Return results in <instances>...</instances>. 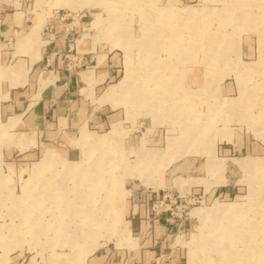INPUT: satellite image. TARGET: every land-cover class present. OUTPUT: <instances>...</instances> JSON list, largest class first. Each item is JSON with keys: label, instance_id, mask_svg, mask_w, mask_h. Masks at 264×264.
I'll list each match as a JSON object with an SVG mask.
<instances>
[{"label": "rangeland", "instance_id": "rangeland-1", "mask_svg": "<svg viewBox=\"0 0 264 264\" xmlns=\"http://www.w3.org/2000/svg\"><path fill=\"white\" fill-rule=\"evenodd\" d=\"M14 12L35 25L36 55L53 27L72 32L69 64L86 65L88 51L97 68L116 71L93 101L105 111L103 127L85 126L109 146L84 145L76 130L72 156L48 144L27 158L0 112V264H90L105 249L132 253L146 240L130 221L141 208L170 221L155 264H264V0H0V23ZM23 45L18 35L0 42V75L6 53L28 54ZM126 79L129 94L151 92L143 106L108 94ZM90 146L96 166L79 190L91 206L54 208L48 193L76 178L60 173L45 183L54 166L34 168L47 149L76 162Z\"/></svg>", "mask_w": 264, "mask_h": 264}, {"label": "crops", "instance_id": "crops-1", "mask_svg": "<svg viewBox=\"0 0 264 264\" xmlns=\"http://www.w3.org/2000/svg\"><path fill=\"white\" fill-rule=\"evenodd\" d=\"M29 22L23 12H14L3 15L0 23V42L21 36L24 43L21 49L28 53L16 60L9 53L2 58L1 116L10 124V130L15 131L14 144L24 157L34 158V150L48 144L70 157L78 150L69 142L76 130H81L82 135L84 130L89 133L85 126L103 127L105 111L97 110L93 101L103 85L115 77L116 69L106 68L107 65L97 68L98 61L88 51L82 53L86 65L70 69L66 58L70 43L66 39L72 32L60 35L53 27L42 31L43 40L38 41L43 45L42 52L36 55L37 46L35 42L29 43V38L36 35L37 29L35 25L30 27ZM133 214L131 226L141 238L145 237V243L132 253L116 249L99 251L90 264H155L170 221L148 217L145 208Z\"/></svg>", "mask_w": 264, "mask_h": 264}, {"label": "bare ground", "instance_id": "bare-ground-1", "mask_svg": "<svg viewBox=\"0 0 264 264\" xmlns=\"http://www.w3.org/2000/svg\"><path fill=\"white\" fill-rule=\"evenodd\" d=\"M239 4V3H238ZM177 16H179V15H177ZM233 16H235V15H233ZM176 17V16H175ZM180 17V16H179ZM181 19V18H180ZM186 19V18H185ZM178 20V19H177ZM195 20V19H194ZM181 21V20H180ZM38 25V24H37ZM184 26V25H183ZM178 27V26H177ZM206 28V27H205ZM204 28V29H205ZM168 29H169V27H168ZM180 29V28H179ZM201 29H202V27H201ZM157 33V32H156ZM161 33V32H160ZM174 34H176L175 32H173ZM31 39V38H30ZM176 41V40H175ZM215 42V41H214ZM167 45V44H166ZM170 45V44H169ZM175 45V44H174ZM180 45V44H179ZM144 46V45H143ZM179 49V48H178ZM182 51V50H181ZM174 53H175V51H174ZM183 53V52H182ZM174 56V55H173ZM186 56V55H185ZM187 58V57H186ZM178 59V58H177ZM179 61V60H178ZM180 62V61H179ZM160 65V64H159ZM166 65V64H165ZM164 66V65H163ZM130 71H128V73H129ZM173 73V72H172ZM177 74V73H176ZM127 75V74H126ZM129 75V74H128ZM155 75V74H154ZM171 76V75H170ZM178 76V75H177ZM127 78V77H126ZM154 78H155V76H154ZM125 81V80H124ZM123 81V82H124ZM143 87V86H142ZM141 87V88H142ZM131 88V87H130ZM145 88H147V87H145ZM132 90V89H131ZM168 90H169V88H168ZM172 90V89H171ZM171 90H169L168 91V93L171 91ZM129 85H128V80L126 79V81H125V84L124 83H122V84H120V85H115V86H111V87H109V91H108V94L111 96H113V95H117V94H119V93H124V96H125V98H126V100L128 101L129 100V102H132L133 103V101H134V105H136V104H138V105H140V106H143L144 105V101H147L145 98L151 93V92H149L148 91V89L147 90H145V91H148V92H145L144 93V91L143 90H140V92L139 93H134L133 91H131L130 92V94H129ZM174 91V90H173ZM133 93V94H132ZM170 94V93H169ZM167 95V94H166ZM174 96V95H173ZM179 97H183L184 96V94H179L178 95ZM162 97H164V96H162ZM165 99H166V101H168L169 100V97H167L166 98V96H165ZM176 100L175 99H173V101L171 102V104H172V108H174V107H176ZM146 103V102H145ZM148 108H149V106H147ZM171 108V109H172ZM151 111H154L151 107L149 108ZM155 112V111H154ZM260 120V119H259ZM262 120V119H261ZM261 122V121H260ZM9 126H10V124H4V129H8L9 128ZM262 126V125H261ZM115 129L116 128H114L113 130H112V132L113 131H115ZM111 132V133H112ZM81 139H82V143H84V145H86V144H88L89 142H91L92 141V143H93V147H95L96 145L97 146H100V144H102V143H104V142H106L105 141V138L104 137H91L89 134H88V132L87 131H82V135H81ZM110 141H112L111 140V136H110ZM107 143V142H106ZM108 144V143H107ZM108 146H109V144H108ZM87 148H89V147H87ZM92 147L90 146V148L88 149V150H86L85 152H84V155L82 156V158L80 159V160H78V161H76V162H71V163H68L66 160H62L59 156H57L56 155V153L54 152V151H52V150H50V149H47L46 151H45V153H44V156L42 157V159H41V161L36 165V167L34 168V174H37L39 171H41V170H43V169H47V167H51V166H54V170H53V172H52V174L47 178V181L45 182V183H48V182H51L54 178H56V177H59L58 175L60 174V177L62 178V177H65V176H72V177H74V178H76V181H75V186L74 187H65V186H63L62 184H56L55 186V188L51 191V192H49L48 193V201L50 202V203H55L56 205H57V207H54V208H57L58 209V207L60 206L61 207V209H64V210H72V212H74V211H76V210H78V209H80L82 206H80V204H82L84 207H85V205H86V203H87V205L86 206H91L90 205V203H88V202H85V201H88V199H87V195H88V190L86 189V190H84L83 192L82 191H80L79 190V185H82L83 183H85L86 182V180L87 179H89V168L91 167V165H92V169L94 170L95 169V164H94V162H95V159H93V161H92V159H91V153H92ZM101 156L103 155V152L100 154ZM150 155V154H149ZM152 157V156H151ZM99 158V157H98ZM102 162V161H101ZM104 165V164H103ZM91 169V168H90ZM105 175V174H104ZM34 176V175H33ZM91 177V176H90ZM103 179V178H102ZM61 180V179H60ZM95 180V181H94ZM92 179V184L89 186V188L92 190L93 189V185H96V183H97V181H96V179ZM89 181H91V180H89ZM104 181V180H103ZM60 182V181H59ZM115 182V181H114ZM114 182H113V184H114ZM107 183H109V182H107ZM116 183V182H115ZM110 184V183H109ZM108 184V185H109ZM117 184V183H116ZM87 185V184H86ZM103 186V185H102ZM60 189H62V190H64V191H66V198H64V199H61V198H59L58 197V195L60 194ZM91 190H89L90 191V193H91ZM118 190V189H117ZM94 190H92V192H93ZM118 192H119V190H118ZM47 193V192H46ZM70 193H72V194H74L75 195V197L74 198H72V197H70L69 196V194ZM117 193V192H116ZM114 194V193H113ZM43 195H44V193H43ZM46 195V194H45ZM44 195V196H45ZM46 197H47V195H46ZM114 197H116V195L114 196ZM30 200V199H29ZM32 200V199H31ZM36 200V199H35ZM43 203H44V201H42ZM76 202L79 204V205H77L76 204ZM90 202V201H89ZM95 202V201H94ZM75 204V205H74ZM25 206V205H24ZM47 208V207H46ZM16 209V208H15ZM94 209V208H93ZM237 210V209H236ZM220 211V210H219ZM240 211V210H239ZM238 211V212H239ZM217 212V211H216ZM62 213H63V211H62ZM62 213H61V215H62ZM65 213V212H64ZM84 213V212H83ZM87 213V212H86ZM223 212H222V210H221V212H220V214H222ZM229 213V212H228ZM233 213V212H232ZM72 214V216H74V214L76 215V213H70V215ZM225 214V213H224ZM87 215V214H86ZM91 216V215H90ZM209 216V215H208ZM210 217V216H209ZM219 217V216H218ZM228 217V216H227ZM230 217V216H229ZM232 217V216H231ZM30 218V217H29ZM204 218V217H203ZM224 218V217H223ZM208 220V219H207ZM61 221V220H60ZM215 221V220H214ZM209 222V221H208ZM211 222V221H210ZM252 225V224H251ZM63 226V225H62ZM62 226H60V227H58L59 229H61L62 228ZM220 226V225H219ZM217 229V228H216ZM219 229V228H218ZM221 229V228H220ZM103 230V229H102ZM237 230V229H236ZM239 230V229H238ZM63 232V231H62ZM225 233V232H224ZM72 235V234H71ZM229 236H230V234H229ZM254 236H255V234H254ZM212 239V238H211ZM255 239H256V237H255ZM253 240V239H252ZM258 240V239H257ZM253 242V241H252ZM201 244V243H200ZM197 246V245H196ZM208 246V245H207ZM257 247H259V246H257ZM213 249H215V248H213ZM262 249V248H261ZM215 251V250H214ZM229 253V252H228ZM225 255V254H224ZM256 258H257V256H256ZM258 261V260H257ZM255 263V262H254ZM261 263V262H260Z\"/></svg>", "mask_w": 264, "mask_h": 264}, {"label": "built area", "instance_id": "built-area-1", "mask_svg": "<svg viewBox=\"0 0 264 264\" xmlns=\"http://www.w3.org/2000/svg\"><path fill=\"white\" fill-rule=\"evenodd\" d=\"M79 66V64H76V63H74V62H71L70 64H69V68L70 69H74V68H76V67H78Z\"/></svg>", "mask_w": 264, "mask_h": 264}]
</instances>
